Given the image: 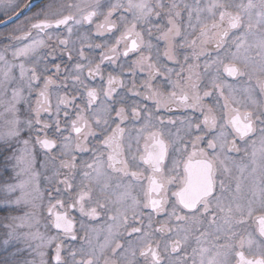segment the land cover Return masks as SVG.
I'll list each match as a JSON object with an SVG mask.
<instances>
[{"label":"snow or ice","instance_id":"snow-or-ice-1","mask_svg":"<svg viewBox=\"0 0 264 264\" xmlns=\"http://www.w3.org/2000/svg\"><path fill=\"white\" fill-rule=\"evenodd\" d=\"M33 7L0 0L6 264H264V0Z\"/></svg>","mask_w":264,"mask_h":264},{"label":"rangeland","instance_id":"rangeland-1","mask_svg":"<svg viewBox=\"0 0 264 264\" xmlns=\"http://www.w3.org/2000/svg\"><path fill=\"white\" fill-rule=\"evenodd\" d=\"M3 152V149H0V153ZM0 160H2V156H0ZM7 210L0 209V215L6 213ZM10 259L9 250L5 248H0V262L1 264H6V262Z\"/></svg>","mask_w":264,"mask_h":264},{"label":"flooded vegetation","instance_id":"flooded-vegetation-1","mask_svg":"<svg viewBox=\"0 0 264 264\" xmlns=\"http://www.w3.org/2000/svg\"><path fill=\"white\" fill-rule=\"evenodd\" d=\"M45 2H46V0H40V1H38V2L34 5L32 11H33V12L38 11L39 8L42 6V4L45 3ZM30 14H31V13H27V15H30ZM0 19H2V16H0ZM21 19H23V17H21ZM11 26H12V25H8V27H11ZM0 264H1V262H0Z\"/></svg>","mask_w":264,"mask_h":264},{"label":"water","instance_id":"water-1","mask_svg":"<svg viewBox=\"0 0 264 264\" xmlns=\"http://www.w3.org/2000/svg\"><path fill=\"white\" fill-rule=\"evenodd\" d=\"M40 0H32L33 5H35Z\"/></svg>","mask_w":264,"mask_h":264}]
</instances>
